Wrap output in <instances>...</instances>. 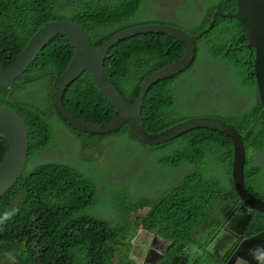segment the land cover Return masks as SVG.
Masks as SVG:
<instances>
[{"label":"trees","instance_id":"1","mask_svg":"<svg viewBox=\"0 0 264 264\" xmlns=\"http://www.w3.org/2000/svg\"><path fill=\"white\" fill-rule=\"evenodd\" d=\"M144 2L0 0V70L9 68L38 30L48 22L78 23L90 34L95 48L131 27L156 23L176 25L141 20L139 15ZM153 6L158 7L156 4ZM201 7L205 10L201 21L184 28L192 35L207 29L217 10L235 13L237 0H203L196 5V10L200 11ZM244 32L238 20L219 17L216 27L196 41V57L191 66L179 75L154 85L148 93L143 111L148 131L158 133L192 118L188 114L189 109L180 106V94L175 93V87L183 78L194 74L198 64V44L200 51L207 53L208 63L213 65L214 70H225L227 73L219 81L221 92L235 88L241 97L248 98L251 89L257 90L255 77L252 76L253 65L248 67L244 64H253L254 50L251 54L250 48L244 46V52L236 51L238 62L233 53L226 54L231 44L235 46L238 43L240 46L241 41L243 44L248 42ZM186 55V45L168 34H137L111 48L104 62V72L125 100L134 104L144 83L162 69L180 62ZM74 57L72 44L65 36L57 35L50 40L30 72L11 88L0 90V104L16 112L30 127L28 165L55 142L53 121L71 129V137L78 142L80 151L72 160L79 163L78 167L63 161H52L29 172L27 165L18 183L0 198V216L18 209L15 216L0 227V260H8L9 264H144L146 259L140 260L141 251L136 252L138 246L134 243L144 229L147 236L153 235L160 242L170 244V250L160 262L229 264L232 254L223 260L209 252L206 245H199L194 237L211 229L220 230L219 238L233 237L236 231L230 226L232 219L223 225L216 217L218 210L221 211L225 205L253 215L247 231L248 238L264 231V226L262 229L256 226L261 216L264 217L263 213L245 210L249 206L241 200L233 183L234 145L231 138L218 130L197 128L166 144L149 147L135 138L128 124L106 133L74 129L61 117L56 105V94L63 75ZM40 81L48 83L50 97L46 110L35 107L30 101L29 93ZM208 91L198 89L189 93L193 107L208 96L216 98V93ZM62 104L77 120L101 128L116 117L115 109L100 95L88 73L68 87ZM212 117L231 123L242 136L246 149V187L252 195L264 200V179L259 177L262 168L253 165L251 158V154L264 155V108L259 94L251 107L245 110L230 111L228 115L216 112ZM107 142L117 148L118 164L122 166H130L131 160L138 155L134 143H140L153 152H169V156L157 161V167L167 171L182 170L181 175L169 186L170 190L157 186L161 196L144 198L143 187L149 186L148 179L142 174L141 164H137L135 176L124 187L111 185L107 193L110 192L113 203H102L97 197L99 182L106 179L110 169H102L93 156H83L82 152L99 151ZM8 150V141L0 137V163ZM209 161H215L222 172H228L230 187L223 181H205L208 180ZM249 162L252 167H249ZM121 191L129 196H121ZM105 206L110 215L106 219L93 212L97 209L103 211ZM150 242L145 240L143 246L151 249L154 242L152 245Z\"/></svg>","mask_w":264,"mask_h":264},{"label":"water","instance_id":"2","mask_svg":"<svg viewBox=\"0 0 264 264\" xmlns=\"http://www.w3.org/2000/svg\"><path fill=\"white\" fill-rule=\"evenodd\" d=\"M219 17L234 18L244 28V36L248 41L247 48L255 52L252 76L255 77L257 92L264 108V0H237L235 13L217 10L209 27L196 35L174 25L143 24L119 32L98 48L93 46L90 34L78 23L61 20L48 22L38 30L18 59L9 68L0 70V90L11 88L30 72L50 40L57 35H63L72 44L75 57L63 75L62 83L56 94V105L59 114L70 126L78 131L106 133L117 131L123 125L128 124L135 138L149 147L166 144L197 128H211L224 132L231 138L234 145L232 177L236 190L241 200L251 210H257L264 214V200L252 195L246 187V149L242 136L234 125L221 118L205 116L181 121L163 131L151 133L146 127L143 116L146 99L152 87L165 79L179 75L191 66L196 57V41L216 27ZM149 32L165 33L174 37L186 45L187 55L180 62L154 74L149 81L143 84L142 92L135 103L130 104L107 79L104 62L108 59L111 48L121 40ZM85 73L90 75L100 95L116 111L114 120L104 128L77 120L62 104L68 87ZM0 137H5L9 144V150L0 163V198H2L24 175L31 151V132L27 121L2 104H0ZM251 219V214H245L242 222L247 223ZM151 249L144 264H158L170 250L169 248L167 251L159 253L154 250V246Z\"/></svg>","mask_w":264,"mask_h":264},{"label":"rangeland","instance_id":"3","mask_svg":"<svg viewBox=\"0 0 264 264\" xmlns=\"http://www.w3.org/2000/svg\"><path fill=\"white\" fill-rule=\"evenodd\" d=\"M203 0H145L139 18L143 21L150 20H158L167 23H173L178 25L182 29H186L187 26L195 23L196 21H201V17L204 16L205 10L201 7V10H196V5H198ZM153 4L158 5V7H154ZM163 6H161V5ZM159 24V23H156ZM175 25V26H176ZM184 29V30H185ZM197 57L198 64L196 66L194 74L187 76L182 79L181 83L177 84L175 90H182L186 88L188 82H205L207 87H209L208 93H216L220 94L222 91V87H220L219 81L224 78V75L220 77H216V84L212 81H209L215 76V70L213 65L208 63V55L205 51H200V46L198 44L197 47ZM225 89V87H224ZM225 94V103L222 108H214L206 103L205 100H201L196 104V106L192 107L188 110V114L191 117H201V116H212L214 113L222 114H230V111H242L248 108L254 102V99L257 98V90L251 89L248 93V98H243L240 96L238 91L234 88L232 91L224 90ZM207 93V92H206ZM31 103L42 110H46L49 104V89L48 83L45 81H40L37 83L29 93ZM210 97V96H208ZM212 100H215V97H211ZM190 103L191 102L190 100ZM179 104L181 107L187 106V102L185 100H179ZM56 123V124H55ZM61 122L53 121L52 131L53 136L55 138V142L46 150L43 155H39L36 158L32 159V162L28 165V171L32 172L38 166L52 161H63L67 162L71 166L78 167L79 163H76L73 160V156L75 154H79L78 152V142L74 137H71L72 131L70 128H63ZM134 148L137 150V156L131 160L130 166H122L118 164V156H117V148L111 146V142H107L100 147V150H85L82 152L83 156L90 157L93 156L94 160L97 161L98 164L101 165L102 169H106L109 167L110 174L107 176L104 181L99 182L97 193L98 200L102 203L109 202L113 203L110 198V192L107 193L111 185L116 187H124L127 184L128 180H131L137 171V164H141L142 166V174L148 179L149 186L143 187V195L144 198H154L157 196H161L157 191V186L162 187L164 189H169V186L172 185L180 175L182 170H163L157 167V161L164 157L169 156V152L161 151H151L144 148L140 143H134ZM81 149V148H80ZM251 158L253 155L251 154ZM57 159V160H56ZM62 159V160H61ZM254 163H258L254 159ZM208 173H206L205 181H223L222 183L231 186L230 178L228 176V172H222L220 167L215 161L208 162ZM249 167H252L249 162ZM170 190V189H169ZM123 197H128L129 194L127 192L119 193ZM117 199H121L120 196H116ZM105 205V204H104ZM233 208L226 207L224 211L218 210L217 220L220 223H224L225 219L233 214ZM96 215H98L102 219H106L109 217V211L105 206V209L101 211V209H97L93 211ZM148 209L144 212L146 214ZM97 216V217H98ZM113 218V217H111ZM219 231H215L213 229L209 230L206 234L196 235L194 238L198 241L197 243L201 246L206 245L209 249V252H213L215 250L216 244L212 247L211 244L216 237ZM155 235V234H154ZM154 240L153 235L147 236V233L143 230L140 231L138 238L134 241L136 246H140L145 240L149 243L151 240ZM221 239V241H219ZM218 240V243L224 241L226 237H222ZM171 248V247H170ZM153 250V249H151ZM143 253V254H142ZM145 257L144 250H141V258ZM248 261V262H247ZM253 264L254 260H241L238 264ZM0 264H9L8 260H0ZM189 264H194L190 262Z\"/></svg>","mask_w":264,"mask_h":264},{"label":"flooded vegetation","instance_id":"4","mask_svg":"<svg viewBox=\"0 0 264 264\" xmlns=\"http://www.w3.org/2000/svg\"><path fill=\"white\" fill-rule=\"evenodd\" d=\"M242 42L243 41H241V45L240 46L238 45V43H235V46H232V44H231L229 46L228 50H227V53H226V54L233 53L237 62H238V59L236 58V51L242 53V52H244V46H246V48H247V43L248 42L246 44H243ZM250 52L252 54L251 50H250ZM244 64L249 65L248 67H250L252 65L251 62H245ZM225 74H227L225 72V70L215 71V76L212 79H210L209 81H212V82L216 83V77H220V76L225 75ZM198 89H204L205 91H208L209 87H207L206 81L205 82H197V81L188 82L186 88L182 89V91L178 93V94H180L181 100L183 99V100H185L187 102V106H183L182 108L191 109L193 107V103H190L189 93L194 91V90H198ZM204 100L211 107L222 108L224 106L223 102L225 101V94H224V92H221L220 94H217L215 100H212L211 97H206V98H204ZM201 117H205V116H201ZM192 118H197V117H192ZM192 118H190V119H192ZM263 158H264V156H259L258 161L261 162L263 160ZM234 209L244 213L243 215H245L246 213H249V212H243L240 209H238L237 207H234ZM248 209L251 210L250 208H247L245 210H248ZM232 218H233V215L230 216L229 220L224 221L223 225L226 224L227 222H229ZM251 220L249 222H247V223H244L243 227L240 224L238 229H236V227L232 225L231 227H232L233 230L236 231V233L233 234V237H232V235L225 236L226 239L221 242V244H223L224 247L230 241L233 242L232 246H231L232 248L230 249L229 253L225 256V258H227L230 254H232L233 258L229 261V264L234 262L236 255L242 253L243 250H247L248 249V248L241 249V246H245L246 244L251 242L253 239H254V242L257 243L256 246H264V231L260 235H256V236H253V237H250V238L247 237V231H248V227L250 225ZM256 226L260 227V229H262V227L264 226V217L263 216H261V218L259 220V223L256 224ZM218 231L220 233V230H218ZM219 233L216 235V237L214 238L213 243L211 245H213L216 241H218L220 239L218 237ZM155 238L156 237L154 236V239ZM160 241L161 240H158V239L152 240L150 242V244L152 245V243L154 242L153 245H152V246H154V250L159 252V253H163V252H165L166 250H168L170 248V244L165 242V241H163V242H160ZM144 244L145 243L140 244V246L136 247V249H135L136 252L138 250H140V251L144 250L145 257L140 258V260H142L144 258L146 259L147 255H148V253L150 251V247L143 246ZM201 253H203V252H201ZM165 262H166V260H165ZM165 262L164 263L163 262H159L158 264H166ZM148 264H153V263H148Z\"/></svg>","mask_w":264,"mask_h":264},{"label":"crops","instance_id":"5","mask_svg":"<svg viewBox=\"0 0 264 264\" xmlns=\"http://www.w3.org/2000/svg\"><path fill=\"white\" fill-rule=\"evenodd\" d=\"M259 156H264L263 154H258V155H255V156H253V165H256V166H259V167H261L262 168V171H261V173H260V175H259V177L260 178H262V179H264V158H263V160L261 161V162H259L258 161V158H259ZM254 159L258 162V163H254ZM227 206L225 205V206H223L222 207V209H221V211H224L225 210V208H226ZM228 207H231V208H233V214H230L226 219H225V221L226 220H229V218H230V216H232L233 215V218H232V220H231V222H230V226H235L236 227V229H238V227L240 226V224L242 225V227H243V225H244V223L242 222V218L244 217V213H242V212H240V211H238V210H235L234 209V207L233 206H228ZM246 214H251L250 212L249 213H246ZM252 215V214H251ZM252 218H253V215H252ZM260 235V234H259ZM219 241H221V239L219 240ZM213 243V242H212ZM214 244H216V248H215V250H214V254H216L219 258H221V259H225V256L229 253V251H230V249L232 248H230L225 254H221V250L222 249H224L225 247L223 246V244H221L220 242L218 243V241H216ZM213 244V245H214ZM251 244V245H250ZM212 245V246H213ZM257 245V243L256 242H254V239L251 241V242H249L248 244H246L245 246H241V249H246V248H248L247 250H243L242 251V253H240V254H238V255H236V257H235V260H234V262H232V263H230V264H238L239 263V261H241V260H248V258H250V260L252 259V260H254L253 259V257L249 254L250 253V250L251 249H253V248H255V247H257L256 246ZM213 253V252H212ZM251 264V263H250ZM253 264H257V262L254 260V263Z\"/></svg>","mask_w":264,"mask_h":264},{"label":"clouds","instance_id":"6","mask_svg":"<svg viewBox=\"0 0 264 264\" xmlns=\"http://www.w3.org/2000/svg\"><path fill=\"white\" fill-rule=\"evenodd\" d=\"M182 90H176V94L181 92ZM188 120V119H187ZM185 121V120H184ZM130 128V127H129ZM18 212V209L10 211V212H5L3 216H0V227L4 226L9 220H11L15 214ZM159 238L156 237L154 240ZM233 242H229L224 249L221 250V254H225L232 246ZM253 259L257 262V264H264V246H257L253 249L250 250L249 253Z\"/></svg>","mask_w":264,"mask_h":264}]
</instances>
